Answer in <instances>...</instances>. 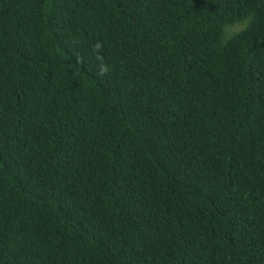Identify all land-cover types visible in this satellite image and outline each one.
I'll return each mask as SVG.
<instances>
[{"label": "trees", "instance_id": "obj_1", "mask_svg": "<svg viewBox=\"0 0 264 264\" xmlns=\"http://www.w3.org/2000/svg\"><path fill=\"white\" fill-rule=\"evenodd\" d=\"M0 264H264V0H0Z\"/></svg>", "mask_w": 264, "mask_h": 264}, {"label": "rangeland", "instance_id": "obj_2", "mask_svg": "<svg viewBox=\"0 0 264 264\" xmlns=\"http://www.w3.org/2000/svg\"><path fill=\"white\" fill-rule=\"evenodd\" d=\"M237 28H239V26H237Z\"/></svg>", "mask_w": 264, "mask_h": 264}]
</instances>
